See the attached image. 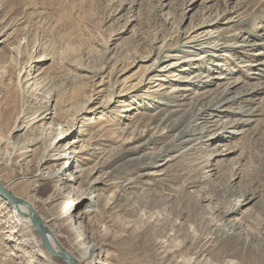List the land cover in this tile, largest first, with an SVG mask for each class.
<instances>
[{"label":"rangeland","instance_id":"obj_1","mask_svg":"<svg viewBox=\"0 0 264 264\" xmlns=\"http://www.w3.org/2000/svg\"><path fill=\"white\" fill-rule=\"evenodd\" d=\"M40 107L92 143L62 201L36 175L57 163L25 128ZM0 183L76 263L75 188L93 192L79 264L261 261L237 241L264 244V0H0ZM10 214L0 198V264H69Z\"/></svg>","mask_w":264,"mask_h":264},{"label":"bare ground","instance_id":"obj_2","mask_svg":"<svg viewBox=\"0 0 264 264\" xmlns=\"http://www.w3.org/2000/svg\"><path fill=\"white\" fill-rule=\"evenodd\" d=\"M195 40L197 41V38H194L193 41H195ZM198 40H200V39H198ZM198 44H202V42L200 41ZM206 52H208V51H206ZM51 58H52V56H50V54H48V55H45L44 57H41L39 61H46L47 59L51 60ZM174 65H177V63H175ZM91 70H90V72H91ZM22 72H23V70L18 73V81H19V83L21 81ZM42 72H44V71H42ZM42 72H38L36 75H39ZM30 78H34V76H31ZM27 79H29V78L26 77L25 80H27ZM41 87H43L42 84H41ZM162 88H164V87H162ZM40 89H42V88H40ZM55 101L56 102L54 104V107H56V106L60 107L61 103H59V101H57L56 99H55ZM57 110H58V112L53 111V110L50 111V113H49L50 116L47 117L46 114H43V110L40 107L37 110V112H36L37 116L33 117V119H31V121L27 122L26 125H25V128L28 129L32 125L40 122L39 126L42 127V135L39 138H37L34 141H32L31 144L32 145H36V143H42L44 145V154L45 155L47 154V159L48 160L49 159L50 160L51 159L55 160L57 163H55V164H53L52 166H49V167L44 166L43 168H47V169L46 170L40 169L37 172L36 175H38V177L41 178V179H45V180L51 182L52 183V187H53L52 190L54 191V194H55L54 200L55 201H59V200L62 201L63 197H65L63 195V193H62L63 190H65L67 187H73L74 183H80V181H81L80 177L85 173V171H83V173L79 174L78 173L79 170H74L73 173H72L73 175H71L70 178H67L68 182L61 181L62 180L61 175H64L65 172L69 168L72 167V164L71 163L69 164V160L68 159H70L75 153L88 151L90 148H92V143H88V144L85 143V139H84V137H82L83 134H84L83 131H82L83 129H81L78 132V134H76L75 126L73 124H71V122H69L66 119L65 110H59L58 108H57ZM84 111H86V109H84ZM85 119L89 120L90 117L85 118ZM50 128H54L56 130H55L54 135L51 138H47V137H45V135H46L45 133ZM16 130H19V128L15 127L14 131H16ZM69 137H72V138H70V140H68V142L66 143L65 146L61 147V144H63L64 140H66ZM23 149H26V147H24ZM27 152H29V150H26V151L23 150L22 153H27ZM15 154H16V151L13 152V156ZM22 159L23 158L17 159L16 163H19L20 160H22ZM76 168H78V167H76ZM74 172L76 174H74ZM75 189L78 190V195H79L78 202H79V204L82 203L86 199L87 200L86 206L89 208V209H87L85 211H78L77 216L72 220L71 225H70L71 226L70 229H71L72 233H74V237H75L74 242H76L75 243L76 244V249H77V251L79 253L78 261L81 262L83 259L87 258V256H89V254H91L92 249H96L97 248L96 243L95 244L89 243V244H86V245H83L81 243V239H82L83 236L84 237L85 236H87V237L92 236L91 235V233H92L91 231L89 233L88 232H82V229H83V227L85 225V219H88V218L90 219L91 218V217H89V212L91 213L92 211L95 210V209H93V207L96 206V204H95V197L96 196L93 194L92 191H89L88 189H85L84 187L83 188L79 187V188H75ZM12 196H14V195H12ZM14 197H17V196H14ZM0 198L11 208V214L10 215L12 216V218H14L15 223H17V225L23 226L25 228L27 239L29 241L30 240L35 241L37 243V245L40 246L43 249L42 245L40 244V240L41 239L38 237V235L40 237H41V235H40V233L37 230V225L34 224L32 222V220L30 219V210L31 209H29L27 207L26 204H28V203L23 202V201L13 202L12 200H6L5 198H2L1 195H0ZM250 200H251V198L249 199V201ZM73 206H74V203H72V206L67 211V213L64 214V216L66 214L68 216L69 211L73 208ZM231 211L232 210L230 209L229 212H231ZM225 212H227V211H225ZM37 219H38L39 224L43 227V232L46 235V237H47L48 241L50 242L51 246L54 249H57L56 244L58 243L57 242L58 238L54 237L51 234V232L45 227V223L41 220V218L39 216H37ZM91 222H93V221L91 220ZM36 232H37L38 235L36 234ZM253 240L251 241V240L246 238L244 240H238L237 242H238V244H240V242H241L242 243L241 245H242L243 248L251 246L254 249L255 253H258L257 257H263V258H261V261H257V263H253V264H264V244H263V246L258 247L253 242ZM48 258H49L48 261L50 263L55 264L56 260L54 259V257L49 256ZM233 258H235V259L234 260L233 259H230V260L228 259L229 261L227 262V264L228 263H230V264H243L242 255L241 254H236V255L233 256ZM63 260H67V259H63ZM236 260H239V261L237 262ZM78 261H77V263H78ZM250 263L252 264V262H250ZM86 264H102V262H100L97 259H95V260H92V261L89 260L88 263H86Z\"/></svg>","mask_w":264,"mask_h":264},{"label":"water","instance_id":"obj_3","mask_svg":"<svg viewBox=\"0 0 264 264\" xmlns=\"http://www.w3.org/2000/svg\"><path fill=\"white\" fill-rule=\"evenodd\" d=\"M0 192L3 194V198H5L6 200H12L13 202H17V201L21 200L18 197L12 196V194H7V192L5 191V189L1 183H0ZM26 205L29 209H31L30 210V219L32 220V222L34 224L37 225V230L40 233L42 241L44 243V246L48 250V252L54 256H59L63 259H67L69 264H77L75 259L72 256H70L69 254H67L64 250H62V249L56 250L51 246L50 242L48 241L46 235L43 232V227L39 224L38 219L34 214L33 207L29 206V204H26Z\"/></svg>","mask_w":264,"mask_h":264}]
</instances>
